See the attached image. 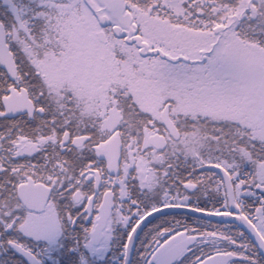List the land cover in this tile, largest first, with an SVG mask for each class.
I'll return each mask as SVG.
<instances>
[{
	"label": "snow or ice",
	"instance_id": "1",
	"mask_svg": "<svg viewBox=\"0 0 264 264\" xmlns=\"http://www.w3.org/2000/svg\"><path fill=\"white\" fill-rule=\"evenodd\" d=\"M0 264H264V0H0Z\"/></svg>",
	"mask_w": 264,
	"mask_h": 264
}]
</instances>
